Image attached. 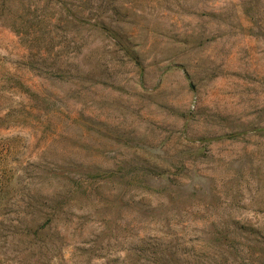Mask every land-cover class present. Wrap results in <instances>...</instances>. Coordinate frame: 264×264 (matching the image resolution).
<instances>
[{"label": "rangeland", "instance_id": "rangeland-1", "mask_svg": "<svg viewBox=\"0 0 264 264\" xmlns=\"http://www.w3.org/2000/svg\"><path fill=\"white\" fill-rule=\"evenodd\" d=\"M0 264H264V0H0Z\"/></svg>", "mask_w": 264, "mask_h": 264}]
</instances>
